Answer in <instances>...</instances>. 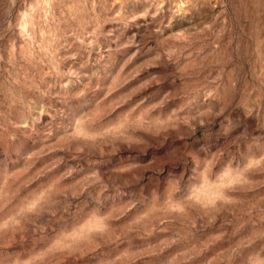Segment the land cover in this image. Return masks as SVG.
Returning <instances> with one entry per match:
<instances>
[{"label":"rangeland","instance_id":"rangeland-1","mask_svg":"<svg viewBox=\"0 0 264 264\" xmlns=\"http://www.w3.org/2000/svg\"><path fill=\"white\" fill-rule=\"evenodd\" d=\"M0 264H264V0H0Z\"/></svg>","mask_w":264,"mask_h":264}]
</instances>
